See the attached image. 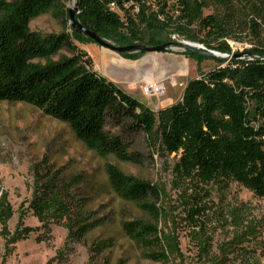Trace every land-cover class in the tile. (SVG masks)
Returning <instances> with one entry per match:
<instances>
[{
	"label": "trees",
	"instance_id": "trees-1",
	"mask_svg": "<svg viewBox=\"0 0 264 264\" xmlns=\"http://www.w3.org/2000/svg\"><path fill=\"white\" fill-rule=\"evenodd\" d=\"M61 1L0 0V101L27 103L66 123L77 139L102 158L114 155L120 161L136 160L120 137L105 129L108 120L128 132L142 131L156 138L158 151L174 155L181 175L196 173L203 181L225 186L236 181L264 196V41L252 49L249 59H219L225 65L189 79L181 99L155 114L146 103L94 69L92 58L76 44L94 41L72 29L68 8ZM126 2L132 5L124 7ZM110 3L121 7L123 15L111 11ZM205 6L206 0H78L74 17L116 45H157L169 41L165 27L170 25L158 15L172 8L176 15L169 20L175 26L180 29L196 24L204 32L201 43L231 54L227 43L211 45L210 40L226 33L217 18L202 15ZM49 11L63 25H69L70 31L42 34L30 29L32 19ZM254 16L251 26L255 30L259 25L256 18H264L261 8L254 7ZM62 49L68 54H62ZM143 53L119 54L135 60ZM185 53L194 59L209 58L189 50ZM104 172L114 194L133 203L149 218L119 222L123 234L140 247L142 258L161 264H233L234 260H246L244 255L249 252L245 248L233 257L222 246L213 249L212 237L204 226L206 209L197 201L187 207L186 213L195 247L188 259L175 234L158 227L162 215L157 206L162 195L160 187L125 174L110 163L105 164ZM60 178L57 172L36 177L27 207L21 203L17 210L13 231L8 222L14 210L7 192L1 189L0 236L5 251L39 230L43 232L35 240H46L45 233L53 223L66 228V245L82 241L106 223V216L88 209L84 198L73 193L74 179L64 182ZM28 211L36 217L38 226L24 224ZM112 246L111 240L95 241L90 251L99 256ZM2 256L0 253V260ZM102 264L109 263L104 259Z\"/></svg>",
	"mask_w": 264,
	"mask_h": 264
},
{
	"label": "rangeland",
	"instance_id": "rangeland-1",
	"mask_svg": "<svg viewBox=\"0 0 264 264\" xmlns=\"http://www.w3.org/2000/svg\"><path fill=\"white\" fill-rule=\"evenodd\" d=\"M74 2L63 0L61 4L64 8H71ZM206 4L202 15H213L226 33L224 37L210 40L211 45L227 43L236 57L194 59L178 46L164 52H144L145 56L137 60L122 57V61L115 62L116 66L126 71L130 65L140 67L145 63L143 59H148L149 62H146L154 67L156 78H161L160 85L165 90L160 96L142 95L149 101V107L155 114L181 99L189 79L199 77L218 65H225L226 62L221 64L219 59H249L252 49L260 47L264 41V18H256L259 25L255 30L251 26L255 18L254 7L261 8L264 15V3L260 0H206ZM175 15L172 8L164 15H158L163 23H170L165 27L169 41L192 42L211 49L200 42L204 39V32L198 25H184L179 29L169 20V17L174 19ZM29 26L42 34L70 31L69 25H63L61 19L51 11L32 19ZM191 36L195 39L191 40ZM76 44L80 48L85 45L84 50L99 70L106 71L108 65L103 66L99 52L102 46L95 42ZM61 53L68 54V51L62 49ZM120 82L124 84V81ZM140 84L136 85L139 90ZM105 129L119 136L136 160L120 161L114 155L102 158L77 139L66 123L30 104L0 101V192L1 189L7 192L14 210L8 222L9 229L14 230L20 204L27 207L36 177L46 172L59 173L64 182L74 179L73 193L76 197L84 198L82 200L86 201L87 208L99 216H106L105 224L91 231L82 241H67V245V230L57 223L50 225L49 233H45L46 240H35L43 232L39 230L32 232L27 239L8 246L7 251L0 236V253L3 255L0 264H47L50 260V264H102L104 259L109 264H116L120 260L123 264H161L142 258L140 247L121 231L119 222L122 219L149 218L133 203L122 201L114 194L106 180V163L160 187L162 195L157 206L162 215L158 227L175 234L180 249L188 259L194 255L195 247L189 234L186 213L187 207L197 201L206 209L204 226L212 237L214 250L222 246L233 257L240 248H245L250 255H244L246 260L243 263L234 260L233 264H264V196L256 195L236 181L225 186L203 181L196 173L181 175L176 167L177 159L172 154L158 151L155 137L149 138L142 131L128 132L110 120ZM24 224L36 227L39 222L28 211ZM104 240H111L113 246L103 254L94 256L90 251L91 244Z\"/></svg>",
	"mask_w": 264,
	"mask_h": 264
},
{
	"label": "crops",
	"instance_id": "crops-1",
	"mask_svg": "<svg viewBox=\"0 0 264 264\" xmlns=\"http://www.w3.org/2000/svg\"><path fill=\"white\" fill-rule=\"evenodd\" d=\"M81 48L85 49V45H83ZM99 52L101 55L103 66L108 65V67H106V71H101L99 70L98 65L92 60L94 69L100 75L104 77L105 75H107V77H109V78L106 77L107 79L111 80L112 82H114L116 85H118L120 88H122L129 94L133 95L140 101L150 106L149 101H147L146 97L142 96L140 90L136 86L139 83H142L144 80H151V81L158 82V83L160 82L159 79L161 78L160 77L156 78L157 76L155 75L154 67L152 65H149L146 62V60L148 61V59H143L145 60V63L140 65V67H137L136 65H130V67L127 68V70L125 71L115 65V62H118L120 60L122 61V56L120 54L118 53L114 54L113 52H111V50L107 48L105 49L104 47L103 48L101 47V49H99ZM144 56L145 54H142L137 59L143 58ZM124 58L125 57H123V59ZM125 59L133 60V59H128V58H125ZM162 71L163 70L161 69L160 72ZM120 81H124V84L121 83ZM121 85H124L125 87H122Z\"/></svg>",
	"mask_w": 264,
	"mask_h": 264
},
{
	"label": "water",
	"instance_id": "water-1",
	"mask_svg": "<svg viewBox=\"0 0 264 264\" xmlns=\"http://www.w3.org/2000/svg\"><path fill=\"white\" fill-rule=\"evenodd\" d=\"M78 0H75L73 7L68 8V16H69V24L72 29L77 33H82L95 43L99 44L100 46L107 48L111 51L116 53H123V52H164L169 49H173L174 47H182L185 50H189L200 55H204L207 57L213 58H229V57H236L234 53L231 54H222L220 52L207 49L200 44L192 43V42H178V41H167L165 43L157 44V45H147V44H131V45H116L106 39L99 37L94 31L87 29L86 27L82 26L74 17L76 12Z\"/></svg>",
	"mask_w": 264,
	"mask_h": 264
},
{
	"label": "built area",
	"instance_id": "built-area-1",
	"mask_svg": "<svg viewBox=\"0 0 264 264\" xmlns=\"http://www.w3.org/2000/svg\"><path fill=\"white\" fill-rule=\"evenodd\" d=\"M129 5H132V3H129V2L123 3L124 7H128ZM108 7L111 11H115L118 14H120L121 16L123 15V11H122L121 7H119L117 4L110 3L108 5ZM136 11H138V8L136 5H134L133 12H136ZM233 51L234 50H231V53H233ZM140 91H141L142 95H144L146 97L160 96V95H163L165 93V90L160 85V82L156 83V82L151 81V80H144L140 84Z\"/></svg>",
	"mask_w": 264,
	"mask_h": 264
}]
</instances>
